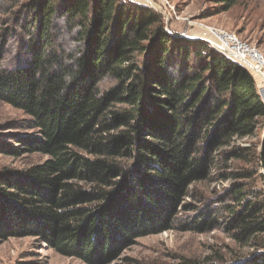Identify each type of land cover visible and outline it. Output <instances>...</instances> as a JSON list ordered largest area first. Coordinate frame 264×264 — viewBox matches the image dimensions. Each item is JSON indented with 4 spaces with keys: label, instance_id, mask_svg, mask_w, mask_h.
<instances>
[{
    "label": "trees",
    "instance_id": "obj_1",
    "mask_svg": "<svg viewBox=\"0 0 264 264\" xmlns=\"http://www.w3.org/2000/svg\"><path fill=\"white\" fill-rule=\"evenodd\" d=\"M213 1L221 12L239 2ZM0 14V101L34 130L6 152L47 156L0 170V238L32 236L86 264H142L117 262L134 238L178 221L211 230L221 217L234 255L186 264H264L253 180L257 166L264 177V102L248 69L133 0H0ZM215 171L231 178L215 204L180 217L195 208L190 187Z\"/></svg>",
    "mask_w": 264,
    "mask_h": 264
},
{
    "label": "rangeland",
    "instance_id": "obj_2",
    "mask_svg": "<svg viewBox=\"0 0 264 264\" xmlns=\"http://www.w3.org/2000/svg\"><path fill=\"white\" fill-rule=\"evenodd\" d=\"M159 12L163 17L166 28L176 36L191 39L198 38L201 33L209 29L224 30L235 33L242 41L254 46L264 57V0H239L231 9L221 12L213 0H133ZM2 15L0 14V18ZM68 46L74 47L73 40H68ZM257 88L261 93L263 83L256 77ZM263 97V95H262ZM264 99V97H263ZM26 115L0 101V170H22L31 165L43 162L47 156L39 153H23L20 155L6 152L10 145H18L13 141L14 134L26 135L32 129L18 128L16 121L25 119ZM255 141V139H254ZM243 145H246L245 143ZM240 167L248 166L239 163ZM253 177L254 184L263 188L261 167L257 166ZM228 171H238L235 166ZM218 171L213 172V175ZM212 176L209 180L190 187V194L184 201L195 207L192 212L181 211L178 215L188 218L199 212L204 203L215 204L220 192L228 186V180H219ZM193 191H196L193 193ZM199 210V211H198ZM231 232L227 230L224 219L219 218L216 226L211 230H181L179 221L169 229L142 235L134 238L126 247L117 262L125 257L134 258L142 264H186L188 259H201L207 255H221L227 258L234 255L237 248ZM248 246L239 247L238 254H245ZM86 264L78 258L66 257L58 254L42 240L32 237H4L0 238V264Z\"/></svg>",
    "mask_w": 264,
    "mask_h": 264
},
{
    "label": "built area",
    "instance_id": "obj_3",
    "mask_svg": "<svg viewBox=\"0 0 264 264\" xmlns=\"http://www.w3.org/2000/svg\"><path fill=\"white\" fill-rule=\"evenodd\" d=\"M197 37L248 69L253 77L260 76V70L264 73V57L250 43L240 40L235 33L210 28L209 32L204 31Z\"/></svg>",
    "mask_w": 264,
    "mask_h": 264
},
{
    "label": "bare ground",
    "instance_id": "obj_4",
    "mask_svg": "<svg viewBox=\"0 0 264 264\" xmlns=\"http://www.w3.org/2000/svg\"><path fill=\"white\" fill-rule=\"evenodd\" d=\"M261 72H260V80H261V82L263 83V87L261 88V92H262V95H263V97H264V73L262 72L263 70H260Z\"/></svg>",
    "mask_w": 264,
    "mask_h": 264
},
{
    "label": "water",
    "instance_id": "obj_5",
    "mask_svg": "<svg viewBox=\"0 0 264 264\" xmlns=\"http://www.w3.org/2000/svg\"><path fill=\"white\" fill-rule=\"evenodd\" d=\"M260 93V92H259ZM260 95H261V93H260ZM261 97H262V95H261ZM262 100H263V102H264V99H263V97H262Z\"/></svg>",
    "mask_w": 264,
    "mask_h": 264
}]
</instances>
